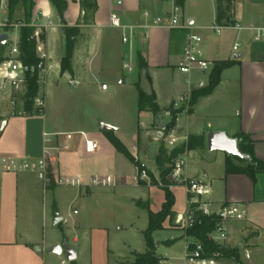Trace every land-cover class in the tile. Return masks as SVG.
I'll return each mask as SVG.
<instances>
[{"label":"crops","instance_id":"obj_1","mask_svg":"<svg viewBox=\"0 0 264 264\" xmlns=\"http://www.w3.org/2000/svg\"><path fill=\"white\" fill-rule=\"evenodd\" d=\"M33 1L35 7L32 18L40 17L41 23L51 22V27L44 30L41 43L37 45V56L44 58L46 63L44 85L50 72L57 69L61 78L67 77L69 84L83 88L91 100H102L101 103L109 108L116 104L119 109L118 112L114 110L103 115L96 114L87 126L61 130L49 128L47 121L42 118L45 115H22L25 107L19 102L16 115L8 118L7 128L0 134V157L11 155L32 163L47 159L49 175H52L55 186L47 189L45 176L33 170L0 176V264H52L54 258L60 260L61 264L66 262L61 259L64 253H48L52 247L61 245L57 237H50L46 233L45 223L49 220L50 208L53 213L50 226L62 229L63 225L68 224L76 233L73 244L78 245L83 240L89 242L90 264H108L111 251L106 224H93L97 220L85 217L70 225L69 218L62 216L55 225L59 210L57 201L49 204L41 198L45 190L56 191L58 187H67L58 185L55 179L78 178L84 182L96 177L115 179L116 185L111 188L68 187L77 189L74 200H80L84 208L89 205L92 207L94 203L96 205L93 207L98 208L96 201L99 199L108 205L110 198L115 196V189L131 187L143 189L137 195V205L149 203L151 211L156 213L161 210L165 202L164 192L158 187L148 186L144 181H135L137 167L115 150L104 134L106 131L99 130V124L105 122L115 127V130H111L115 137L148 173L159 179L156 157L161 145L158 137V130L162 128L160 119L165 125L163 113L181 97L191 98L192 91L209 84L208 72L207 80H204L195 74L199 71L183 74L177 69L189 32L203 37L204 49L212 61L235 60L236 63L224 70L219 86L211 95L200 98L192 112L190 106L185 122H182L185 114L181 116L178 122L180 132L189 136L223 131L230 137L244 133L254 141L256 158L264 161V41L254 40V30L264 29V0H232V25L219 35L211 30L216 24L217 0H185L181 8L182 22L190 29L153 28L147 32L139 28L131 44H124L122 30L110 25L112 14L116 13L125 26H143L152 23L155 17H168L175 7V0H124L121 7L115 6L114 0H95L97 9L93 14H88L86 24L83 22L85 13L80 0H62L66 8L61 17L51 0ZM144 13H148L149 18ZM23 14V8L19 5L17 20L23 21ZM67 27H76L79 32L75 40L72 72L61 74V61L66 54L64 28ZM19 37L15 40H19ZM236 44L240 45L238 51L233 50ZM138 55L143 60L142 71L138 65ZM127 60L133 66L130 73L123 68ZM103 84L108 85L107 90H102ZM138 88L146 94L155 95L159 116L149 111H139ZM134 90L137 92L136 101L132 100L129 111L132 113L127 116L124 111L129 106L125 95ZM220 100L223 105H231V114L225 109L222 111L235 121L234 128L228 130L226 126H220L212 130L213 126L209 123L208 132H192L198 121L192 122L189 117L196 115L203 104L213 106ZM120 106L123 108L120 109ZM9 113L7 99L1 100L0 118ZM212 117H220L219 111ZM130 119L133 124L128 123ZM87 142L93 143V151L87 150ZM46 148L59 150L47 151ZM192 155L199 158L202 168L194 174L185 168L184 175L189 179H198L209 187V195L203 197V201L210 205L211 210L216 211L225 204H238L246 211L243 222L231 225L229 237L230 243H234L236 238L239 240L241 264H264V173L257 174L255 181L245 175H226V155L209 152L207 147L187 153L186 162L193 158ZM141 182L146 186L141 185ZM171 191L176 197L173 211L176 219H179L187 210L188 196L180 186H172ZM96 194L98 197L94 199ZM94 210L98 212V209ZM73 214L78 216L79 212L74 210ZM40 225L42 233L39 235ZM178 230L169 229L168 222L164 224V231ZM178 234L164 241H184L185 253L186 239L182 233ZM64 241L70 243L67 236ZM157 242L160 244L157 254L162 258L161 264H166L169 258L159 254L164 243L160 240ZM36 248L40 250L36 251ZM74 250L79 258L83 251ZM183 257L179 259L180 263Z\"/></svg>","mask_w":264,"mask_h":264},{"label":"built area","instance_id":"obj_2","mask_svg":"<svg viewBox=\"0 0 264 264\" xmlns=\"http://www.w3.org/2000/svg\"><path fill=\"white\" fill-rule=\"evenodd\" d=\"M124 0H114V4L117 7H121ZM8 0H0V29L2 34L9 35V39L3 50H0V101L6 100L10 106V113L6 116L3 115L0 118V134H2L8 125V118L16 115V108L19 102L25 107V95L27 93V74L31 71H38V82L40 90L42 84L45 83L46 77V63L44 58L40 61L37 67H29L23 64L20 60L19 40L11 42V35L15 31L27 24L23 21L11 22L8 18ZM146 18H149L148 13H144ZM183 14L180 7L175 6L171 14L166 16L155 17L152 23H146L143 26H125L121 23L120 18L116 13L111 16L110 25L113 28L122 30V42L124 44H131L135 31L139 28L145 29L147 32L153 28H162L167 30H176L189 28L188 25H184L182 22ZM27 26L35 29L34 39L39 45L41 43V36L44 30L51 27V22L46 21L41 23L40 17L31 19V23ZM230 27V26H228ZM227 27L214 24L211 30L216 34H220L223 29ZM190 29V28H189ZM254 40L264 41V29L254 30ZM203 37L189 32L187 35L186 46L181 55L180 61L177 65V69L183 74H190L193 71H199L202 73H211L214 69L216 62L208 58L207 53L203 46ZM1 45V44H0ZM240 45L236 44L233 48L234 51H238ZM123 68L127 72L133 71L131 61L127 60L123 64ZM102 90H107L108 85L103 84ZM39 93L34 100V116H44L46 111V99L45 96ZM190 109V97H181L175 101L170 110L166 111L163 115L165 126L159 128V138L167 142V147L170 150L181 147L188 141V135L180 132L178 122L182 115H187ZM22 115H29L26 110L22 112ZM167 131V135H165ZM71 135H68L70 138ZM49 150H59V148H46ZM87 150L93 151V143L87 142ZM186 154L187 151L180 155L173 164V169L170 174V179L174 183V186L183 187L187 196V210L184 216L176 219L175 223L179 226V229L185 232L187 229L198 221L197 212H201L204 216H215L216 226L212 233L208 236V242L212 245H216L220 248H233L229 245V237L231 235V225L234 223L243 222L246 218V211L238 204H225L218 210H211L210 205L203 201V197L209 195V187L198 179H189L184 175L186 168ZM49 164L47 159H41L37 162L21 161L14 156H2L0 157V176L6 173H21L27 171H37L42 175H46L49 170ZM135 181H144L150 186L151 179L146 169L138 172L135 177ZM57 184L67 187H86L95 186L103 188H111L116 185L115 179L111 177H96L90 179L89 182H84L78 178H59ZM199 204L196 209H190L189 205ZM185 253L181 264H228L229 262H235L234 260L226 259L220 252L209 251L207 247L200 241H196L193 238L185 236Z\"/></svg>","mask_w":264,"mask_h":264},{"label":"rangeland","instance_id":"obj_3","mask_svg":"<svg viewBox=\"0 0 264 264\" xmlns=\"http://www.w3.org/2000/svg\"><path fill=\"white\" fill-rule=\"evenodd\" d=\"M17 19V17H16ZM15 21V20H14ZM13 22V21H12ZM2 29H0V35L2 34ZM19 35L18 30L13 32L11 35V42H13L16 37ZM196 75L200 76L202 79L207 80L208 73L196 72ZM44 87L46 90L45 99H46V113L45 117H42L47 121L48 127H57L61 130H69L75 129L78 126H87L91 118L95 117L96 114H105L106 112H113L114 110L118 112L117 105H112V107L105 106V104L101 103L102 100H91L85 93L83 88H78V86H73L69 84V80L67 77H60L57 69L52 70L49 74L46 85L41 86V92L44 93ZM135 91V90H134ZM137 92H127L125 97L127 100V105L129 109L124 111V113L128 114L127 116H131V102L134 99L136 101ZM225 105V104H224ZM222 103H216L215 105H206L203 104L196 115L189 117L192 122L195 120L198 121V124H195L196 128L192 130L195 134L197 132H208L207 125L211 123L212 130H216L220 126H226L228 130H231L235 126V121L227 117L224 111H228L231 114V105H225V108ZM172 106V105H171ZM171 106L166 110H170ZM123 106H120V109ZM222 109H225L222 111ZM19 111L21 109L19 108ZM165 111V112H166ZM219 111L220 117H212L215 115V112ZM128 112V113H127ZM164 112V113H165ZM163 113V115H164ZM130 114V115H129ZM187 115H184L182 118V122H185ZM213 119V120H212ZM129 124H133V121L127 120ZM210 127V128H211ZM164 143L167 147V142L161 139L160 144ZM208 151V149H207ZM190 151H187L189 153ZM222 153V152H221ZM193 158H190L186 163V169H189L191 174H194L199 168H202V163L196 155H192ZM144 168V167H143ZM158 175H159V171ZM217 172V170H216ZM48 172L45 175V179L47 180L49 177ZM57 181V179H55ZM139 191H143V189H136L131 187L126 188H117L115 189L114 195L108 201V205H106L105 201L99 199L96 201L99 207H91L89 205L88 208H84L83 203L80 200L75 201L74 198L77 194L76 188H68V187H58L56 191L45 190L44 195L41 197L44 198L45 202L57 201L58 203V211L61 217L65 216L67 219L69 218L70 225L75 223L80 218H87L88 220L95 219L97 220L95 223L100 222L101 224H106L107 228H109V247L111 253L109 254L108 264H130L135 260V252L139 254H144L147 252L148 247L146 240L143 235V231H145L148 227V214L143 206H139L136 204L138 200ZM96 196L93 198L96 199ZM94 209H98V212ZM49 220L45 223L46 233L50 237H57L61 244L65 241L66 236L69 239L68 245L77 250L83 251L79 258L74 261L75 264H90V245L89 242L81 241L80 244H73V238L76 235L74 231L71 230L69 225H63V228H53L50 226V218L53 220L52 209L50 208ZM77 210L79 212L78 216L73 214V211ZM98 213L99 216L96 214ZM97 217V218H96ZM51 220V221H52ZM53 222V221H52ZM40 231L39 235L42 233V227H39ZM176 229V228H175ZM177 230V229H176ZM182 233L183 237H185V232L182 230H178L176 232L172 231H158L153 235V239L155 243L160 240L161 243H164L160 249L159 254L162 256L169 258V261L166 264H181L179 259L183 257L184 253V241L180 239L174 240V242L168 246L167 243L171 241H164L171 236L176 237ZM233 236V235H232ZM182 237V236H181ZM235 242L230 243L231 247H239V240L236 238ZM241 242L244 243V240ZM157 248V245H156ZM54 262L52 264H61L60 260L54 258ZM61 259L66 261V256L63 254ZM64 264H72L69 262H65ZM161 264V263H160ZM228 264H237L236 262H229Z\"/></svg>","mask_w":264,"mask_h":264},{"label":"trees","instance_id":"obj_4","mask_svg":"<svg viewBox=\"0 0 264 264\" xmlns=\"http://www.w3.org/2000/svg\"><path fill=\"white\" fill-rule=\"evenodd\" d=\"M185 0H175V6L182 8ZM56 6L60 17L63 15L66 4L62 0H51ZM231 4L232 0H217V17L216 24L228 27L232 25L231 21ZM23 8V22L27 25L31 23L33 16V10L35 3L33 0H8V18L12 22L21 21L16 19V12L18 6ZM81 9L85 13L83 22L86 24L88 21V14H93L97 9L95 0H80ZM23 26L19 29V50L20 60L24 65L29 67H37L38 63L42 61L37 56V43L34 39L35 29L30 26ZM66 36V54L61 61V74L72 72V60L75 49V40L78 35V28H64ZM6 45H0V50ZM138 65L140 71L144 69L143 60L138 55ZM236 63L235 60H228L225 62L216 63L214 69L210 73L209 84L198 90H194L191 93L190 98V112L197 104L198 100L202 97L211 95L221 82V76L224 70L231 67ZM40 90L38 82V71H31L27 74V93L25 95V110L30 116H34V100L37 97ZM138 104L139 111H149L154 116H159L160 109L155 103L156 97L152 94H146L142 89L138 88ZM167 135V131L164 132ZM105 136L109 143L115 148V150L123 154L129 161H131L141 172L145 168L136 161V159L130 154L128 149L115 137L112 131H106ZM207 135H189L186 144H183L179 148L173 150L167 149L164 143L160 145L157 157L156 165L159 171V179L157 180L152 174L149 173L151 183L150 186L158 187L165 194V202L159 212H153L150 209L149 203H143L141 206L145 208L148 214V227L143 231L144 238L147 243L148 250L144 254L135 252V260L130 264H160L162 258L157 254L156 243L153 239L155 232L164 230V224L168 222L169 229H179L176 225V213L173 211V207L176 203V197L171 191V187L174 183L170 179V174L173 169L174 161L186 151H194L198 149H205L207 147L206 141ZM234 138L238 141V148L241 153L251 156V161L241 160L238 157L227 156L225 160V174L226 175H245L255 181V176L259 173H264V161H260L256 158L254 152V141L251 136L244 133H238ZM164 141V140H163ZM141 185L146 186L143 182ZM55 183L52 175H49L47 179V189L54 188ZM199 204L189 205L190 209H196ZM198 221L185 231V236L193 238L196 241L202 242L209 251L220 252L226 259L234 260L237 264H241V249L237 248H220L216 245H212L208 242V236L212 233L216 226L215 216L207 217L201 212H197ZM173 243V241L171 242ZM171 243H167L168 245ZM75 264V262H73Z\"/></svg>","mask_w":264,"mask_h":264},{"label":"water","instance_id":"obj_5","mask_svg":"<svg viewBox=\"0 0 264 264\" xmlns=\"http://www.w3.org/2000/svg\"><path fill=\"white\" fill-rule=\"evenodd\" d=\"M8 39H9L8 34L4 33L0 35V44L5 45ZM160 122L162 124L161 127L163 128L165 125L162 119H160ZM99 130L111 131V130H115V127H113L108 123L101 122L99 124ZM206 141H207V149L209 152H222L227 156H234V157H238L241 160H245L249 162L251 161V156L245 155L241 153V151L239 150L237 139L234 137H230L226 132L223 131L211 132L207 134ZM60 221H61V216L57 214L55 225H57ZM156 245L159 246L160 244L157 242ZM35 250L39 251L40 249L36 248ZM48 253L58 254V255L64 253L66 256V261L69 263L76 261L78 258L77 251L71 248L68 245L67 241H65L61 245H56L52 247L51 249L48 250Z\"/></svg>","mask_w":264,"mask_h":264}]
</instances>
